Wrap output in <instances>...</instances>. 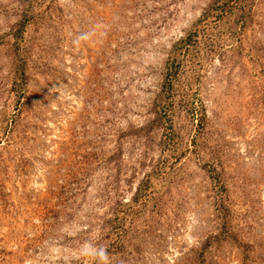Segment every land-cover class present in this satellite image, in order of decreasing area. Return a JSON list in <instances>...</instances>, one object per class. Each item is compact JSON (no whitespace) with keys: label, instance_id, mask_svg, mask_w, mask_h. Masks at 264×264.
<instances>
[{"label":"rangeland","instance_id":"obj_1","mask_svg":"<svg viewBox=\"0 0 264 264\" xmlns=\"http://www.w3.org/2000/svg\"><path fill=\"white\" fill-rule=\"evenodd\" d=\"M213 1L0 0V264H264V0Z\"/></svg>","mask_w":264,"mask_h":264},{"label":"trees","instance_id":"obj_2","mask_svg":"<svg viewBox=\"0 0 264 264\" xmlns=\"http://www.w3.org/2000/svg\"><path fill=\"white\" fill-rule=\"evenodd\" d=\"M250 1L251 0H215L213 1L212 5L209 7V10L218 8L225 14H228V12L231 13V10L235 8L238 10L235 18V23H240L241 25H244V23L246 22L245 20L247 19V13H246V10L248 9L247 5L249 4ZM183 40L189 42L190 35H187V37L185 39H182V41ZM204 117L205 114H202L201 117L198 118L199 123H201V120H203ZM144 189H145L144 185L140 186L137 189L136 194L133 196L134 197L133 199H136V197H138L141 191Z\"/></svg>","mask_w":264,"mask_h":264},{"label":"clouds","instance_id":"obj_3","mask_svg":"<svg viewBox=\"0 0 264 264\" xmlns=\"http://www.w3.org/2000/svg\"><path fill=\"white\" fill-rule=\"evenodd\" d=\"M86 38L87 37H80L78 38L77 42H79V39H86ZM84 255L91 256V257H98L104 262V264H107L108 255L105 249H102V248L96 249L93 246L88 245L84 249Z\"/></svg>","mask_w":264,"mask_h":264}]
</instances>
